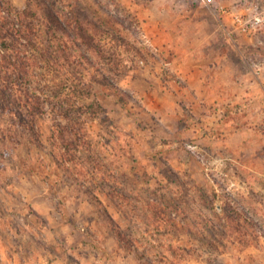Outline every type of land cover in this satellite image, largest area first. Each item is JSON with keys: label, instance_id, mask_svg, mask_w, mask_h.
Instances as JSON below:
<instances>
[{"label": "rangeland", "instance_id": "rangeland-1", "mask_svg": "<svg viewBox=\"0 0 264 264\" xmlns=\"http://www.w3.org/2000/svg\"><path fill=\"white\" fill-rule=\"evenodd\" d=\"M225 22L202 0H0V264H264V111H159L180 59L224 63L243 118L264 104V27Z\"/></svg>", "mask_w": 264, "mask_h": 264}, {"label": "crops", "instance_id": "crops-1", "mask_svg": "<svg viewBox=\"0 0 264 264\" xmlns=\"http://www.w3.org/2000/svg\"><path fill=\"white\" fill-rule=\"evenodd\" d=\"M217 4H222L226 6V8H229L227 6V3L230 0H215ZM226 5H225V3ZM209 9H213L208 7ZM242 9V8H241ZM240 10H237V12H240ZM219 15V14H218ZM220 19L225 18V23H229V27L231 28V15H219ZM246 37V36H243ZM247 38V37H246ZM164 70H163V81H164V87L160 86L159 91L162 93V99L169 98L172 100L174 98L173 103L169 105H163L161 104L159 106V111L162 113H174L177 114L180 111L185 112L189 108L191 110H194L195 112H214L215 111V103H221L223 110H216V112L224 111L229 112L234 106H230V103L236 104L238 108V127L240 130L244 128L242 126L243 122H246L245 119H250L251 115L250 112H253L252 120L260 121L262 123V115L259 113H262L264 111V104H261L260 99H258L257 102H254L252 105L251 110H247L246 116L243 118L240 113L243 111L248 105L247 103H243L239 98V92L237 94V100L235 98H231L230 94L231 92V86L228 76V69L224 67V63L221 65V76H218V74H214L212 78L209 76L211 74H206L204 71V68H201L200 64L192 59H185L181 60L180 62H176V60L172 63H163ZM217 72V71H216ZM218 73V72H217ZM221 80V82H217L218 80ZM174 80H179L180 83H182L181 86L178 84H172L175 83ZM187 82V84H186ZM261 91V89H260ZM260 95H263L262 92L259 93ZM234 96V94H232ZM235 97V96H234ZM231 99V100H230ZM212 107L211 110H208V108ZM231 108V109H230ZM257 112H259L257 114ZM245 115V114H244ZM260 115V116H259ZM264 115V114H263ZM166 116V114L164 115ZM224 116L226 114L224 113ZM167 117V116H166ZM226 125V124H225ZM244 130V129H243ZM244 143H248V141H244Z\"/></svg>", "mask_w": 264, "mask_h": 264}, {"label": "built area", "instance_id": "built-area-1", "mask_svg": "<svg viewBox=\"0 0 264 264\" xmlns=\"http://www.w3.org/2000/svg\"><path fill=\"white\" fill-rule=\"evenodd\" d=\"M203 3L219 14V15H231V31L239 36H252L256 34L261 28L264 27V3L260 0H253L247 4H244L241 11H231L222 4H217L215 0H202ZM142 64V61H140ZM252 73L255 78L260 79V89L264 95V65L259 62H252L250 65ZM191 153L195 151L194 146H187ZM244 191V188H226L228 195L232 196L237 191ZM241 193V191H240Z\"/></svg>", "mask_w": 264, "mask_h": 264}, {"label": "trees", "instance_id": "trees-1", "mask_svg": "<svg viewBox=\"0 0 264 264\" xmlns=\"http://www.w3.org/2000/svg\"><path fill=\"white\" fill-rule=\"evenodd\" d=\"M3 43V42H2ZM4 44V43H3ZM6 47V46H5ZM19 70V68H18V66L16 65L15 67H14V72H17ZM11 73H13L12 72V70H11ZM21 116V114L19 115V117Z\"/></svg>", "mask_w": 264, "mask_h": 264}]
</instances>
